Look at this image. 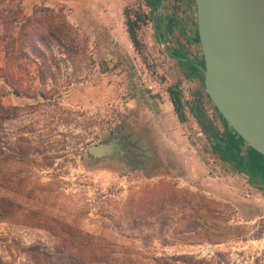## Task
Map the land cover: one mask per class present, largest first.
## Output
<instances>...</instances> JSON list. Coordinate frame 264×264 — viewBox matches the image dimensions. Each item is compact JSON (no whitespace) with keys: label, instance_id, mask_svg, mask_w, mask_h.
Wrapping results in <instances>:
<instances>
[{"label":"rangeland","instance_id":"obj_1","mask_svg":"<svg viewBox=\"0 0 264 264\" xmlns=\"http://www.w3.org/2000/svg\"><path fill=\"white\" fill-rule=\"evenodd\" d=\"M125 9L146 16L139 47ZM21 11L0 0V31L13 15L25 30L43 18L69 27L63 46L53 39L30 58L15 49L6 70L22 99L2 102L17 109L0 118V264H63L68 254L80 264H264V186L212 149L189 108L202 106L220 130L224 121L201 78L159 46L151 7L63 0ZM186 48L201 59L197 43ZM169 85L181 89L185 146L158 107ZM7 90L0 79V98Z\"/></svg>","mask_w":264,"mask_h":264},{"label":"water","instance_id":"obj_2","mask_svg":"<svg viewBox=\"0 0 264 264\" xmlns=\"http://www.w3.org/2000/svg\"><path fill=\"white\" fill-rule=\"evenodd\" d=\"M206 94L227 128L264 155V0H194ZM153 9L151 25L155 26ZM159 46L170 55L167 40Z\"/></svg>","mask_w":264,"mask_h":264},{"label":"trees","instance_id":"obj_3","mask_svg":"<svg viewBox=\"0 0 264 264\" xmlns=\"http://www.w3.org/2000/svg\"><path fill=\"white\" fill-rule=\"evenodd\" d=\"M147 5L155 8L157 4L161 3L164 5V0H144ZM43 8L53 11L50 6H43ZM125 14V26L128 36L136 47L141 45L140 38L138 35V27L141 22L145 21V14L143 12L134 11L133 13L124 10ZM152 15V14H151ZM157 15H155V26L156 33L163 37L162 32L159 30V24H157ZM18 20L16 15H13V22ZM49 21L47 18H43L39 23V26H35L33 29L25 30L28 26V20L22 22L18 25L16 34L13 29H15V24H9L7 27H3L0 31V47L4 50L5 66L0 67V74L4 77L5 81L11 86L12 91L15 94H21L15 81L7 73V67L11 65L10 58H13V52L15 49L22 53L23 56L30 58L29 51L31 53L37 54L38 56H46L47 48L52 46L53 39L56 40L57 44L63 46V24L67 28L69 24L64 21L63 18L56 20L55 24ZM195 34L196 41L199 45L196 23H195ZM8 38V41L5 39ZM164 38V37H163ZM16 40H25L21 44H15ZM175 43L169 44L167 42V49L170 50V56L175 58L178 62L187 66L183 69L185 75H197L201 78L202 74L199 70V65L203 64V57L201 53V59L196 55H190V53L183 48V40L179 37L175 38ZM200 46V45H199ZM29 49V50H26ZM191 62V64H190ZM203 84V83H202ZM169 93L171 95V101L174 106V110L180 121H183L186 116L181 106L183 104L181 99V89L169 87ZM208 97V95H207ZM209 98V97H208ZM210 100V99H209ZM211 101V100H210ZM213 108L218 112L213 103L211 102ZM17 109V106H5L0 98V118H5L9 115L11 110ZM190 112L195 116L198 125L205 134L206 139L211 145L212 149L216 152L217 156L230 164L235 170L243 172L248 177L257 184L264 186V155L255 150L254 148L247 146L248 148L244 150L242 148L243 139L236 132H232L227 128V124L223 117L219 114L221 120L224 121L223 130H220L216 124L210 119L208 114L205 112L202 106L195 104L190 106ZM24 152V151H23ZM22 152V153H23ZM63 259V264H80L83 263L81 257L73 256L68 254ZM171 256H154L155 261H160L161 263H169Z\"/></svg>","mask_w":264,"mask_h":264},{"label":"crops","instance_id":"obj_4","mask_svg":"<svg viewBox=\"0 0 264 264\" xmlns=\"http://www.w3.org/2000/svg\"><path fill=\"white\" fill-rule=\"evenodd\" d=\"M45 3L49 5H54L63 2V0H19V3L21 5L22 14L23 15H31L33 12V6L36 3ZM152 14H153V7ZM157 21H160L159 24V30L162 32L163 37L167 40L169 44L175 43V38L178 37L184 41L183 48L184 50L188 51V48H186L189 44L190 45H196V34H195V23H196V15H195V4L194 0H164V5L161 9H158L157 13ZM152 15H150L151 18ZM148 18V17H147ZM146 19V18H145ZM142 23V22H141ZM15 28H18L19 20H16L14 22ZM139 30V27H138ZM127 32V31H126ZM128 35V33H127ZM139 35V32H138ZM158 35V34H157ZM129 38V36H128ZM140 38V36H139ZM130 39V38H129ZM131 41V40H130ZM172 59H175L171 56H169ZM176 60V59H175ZM173 61V60H172ZM177 65L181 67L183 70L184 64L175 61ZM5 66V57L4 52L0 50V67ZM187 67V66H185ZM187 76V75H185ZM195 77H198L197 75H194ZM0 79L4 82L6 87L8 88L9 93H4L1 95V101L6 102L8 99H22L19 95L15 94L12 91L11 86L5 81L4 77L0 74ZM178 82V81H177ZM148 86H151V84H147ZM169 87L171 88H177L175 85H169L165 87V91L167 93H164L162 91L158 92V95L161 96V98L158 100V107L161 112L162 119L167 120L171 123V125L174 127L173 131L179 136H181L182 143L184 146L187 143V135L182 134L183 127L180 124L179 118L174 110L173 103L171 101V95L169 93ZM178 89V88H177ZM148 92H153L154 90L150 89L147 90ZM14 93V95H13ZM153 97H155V93L152 94ZM157 95V96H158ZM15 97V98H14ZM13 103V102H12ZM129 104L136 105L137 98L131 97L129 98ZM186 116V113H185ZM180 155L184 154L183 150H179Z\"/></svg>","mask_w":264,"mask_h":264}]
</instances>
